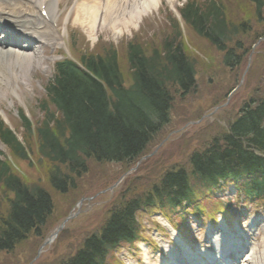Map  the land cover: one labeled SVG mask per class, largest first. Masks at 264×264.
<instances>
[{"label": "trees", "instance_id": "1", "mask_svg": "<svg viewBox=\"0 0 264 264\" xmlns=\"http://www.w3.org/2000/svg\"><path fill=\"white\" fill-rule=\"evenodd\" d=\"M254 2L261 7L264 0ZM197 9L194 14L189 11L188 23L215 43L209 32L208 19L215 12L218 27L224 31L229 29L228 20L216 2L209 0L203 9ZM172 45L173 42L166 44L164 56L160 58L155 53L154 59L143 58L142 50L137 46L130 49L128 58L138 70L135 92L124 87L115 52L83 63L99 81L72 64L59 68L52 92L61 114L57 117L53 114L48 124L39 130L41 156L49 163L57 164L47 173L53 190L65 194L74 189L77 179L86 173L88 159L100 163L111 160L133 162L154 139L160 127L167 123L171 103L167 84L175 83L185 93L191 92L195 85L193 63ZM230 54L231 61L239 64L241 58L233 57V50ZM159 58L168 59L162 71L153 66ZM148 70L152 72L150 76ZM51 122L55 128L50 127ZM52 129L65 138L64 142L54 137ZM66 133L69 136L65 137ZM2 137H7L13 153L24 157V149L16 138L9 133ZM221 137L225 145L216 141L207 151L193 156L192 164L200 181L197 185L214 187L222 178L237 179L247 174L256 177L247 185L250 194L264 197V99L244 107L230 125L229 132ZM0 184L2 196L6 192H13L15 196L9 202L5 216L0 213V250L13 251L30 233L41 235V229L52 215L53 202L44 188L22 184L2 162ZM191 187L182 172L166 175L160 184H153L144 199H133L114 211L105 226L85 239L77 254L63 264H109L108 257L114 249L140 238V224L135 212L142 205L143 208L149 205L162 208L168 203L175 209L182 200H193L195 193ZM163 196L168 197L162 199ZM156 200L159 204H155Z\"/></svg>", "mask_w": 264, "mask_h": 264}, {"label": "rangeland", "instance_id": "2", "mask_svg": "<svg viewBox=\"0 0 264 264\" xmlns=\"http://www.w3.org/2000/svg\"><path fill=\"white\" fill-rule=\"evenodd\" d=\"M197 1L203 2V0ZM217 1L225 7L229 23L240 25L242 23L241 18L250 19L249 24L244 25L246 31L236 34L233 43L230 44V46H233L236 42H242L248 49L247 53L243 49L236 50L237 54L240 55L239 57L244 58L241 65L233 70L227 68L223 64V52H219L214 46L197 38L193 32L189 31L191 36L186 38L187 42L191 44L190 46L195 47L196 51L193 53L186 51V53L196 64L197 87L192 94L190 93L183 98L180 97V92L173 93L174 101L170 124L159 132L136 160L129 163L116 160L98 163L93 159H88L86 163L87 173L77 180L75 189L63 195L54 192L47 186V177L44 174L43 167L36 164L29 167L27 163V165L19 163L23 173L22 180L25 183L37 184L35 182H38V184L45 185L50 191L54 211L42 230L41 236L31 234L13 251L9 253L0 252V264H60L67 260L75 254L85 239L105 226L113 212L124 207L128 201L143 197L151 190L153 184H160L166 175L178 171V169H183V171L190 174L192 171L190 166L192 156L195 153H203L208 150L223 132H227L230 123L240 115L244 107H249L251 100L264 99V10L260 18L255 13V6L248 0ZM175 2L176 6L182 4V0H175ZM157 12L154 11L152 13L154 17H151L149 22L146 21L150 27L146 30L142 27L141 31L135 36L138 41L146 40L144 41L145 47L151 49V51L153 47H159V42L171 32L170 22H165V9L159 20L156 18ZM150 22H156V24ZM111 25V23L104 25L103 20H101L98 31L92 34L94 39L92 44L99 39L104 43L106 41L118 43L121 70L125 75H129L124 46L127 40L137 32L140 25L131 29L129 24L127 28L120 24L124 32L120 38L117 37L115 29ZM115 35L117 38H115ZM75 36L77 37L78 33ZM154 39L155 43H153ZM85 41L89 51L82 52L81 49L86 46L85 44L81 47L78 44L74 45L78 60L83 53L101 52L108 47V43L103 45V42H99L95 45V49L91 50V43L86 39ZM66 43L70 45L68 39H66ZM197 52L198 54H196ZM51 55L52 53H47L46 57H51ZM58 55L59 53H57V57ZM40 57V66L37 65L38 63H31L29 67L24 66L25 62L15 58L0 59V70L5 79L3 84L0 85V105H5V95L9 90L12 91L16 88L15 83L19 80L32 82L33 79L37 85H40L46 77L51 75V63L48 62V59L45 60L43 56ZM211 58L215 59L213 64ZM35 65L36 69L34 68ZM21 72H23V75L16 76ZM32 88H34V84ZM23 102H26L29 109L31 107L35 119L42 117V114H39L38 105L29 96L24 94L21 104ZM7 103L13 104L10 99L7 100ZM14 106H17V103H14ZM18 137L21 140L25 138L22 130H20ZM34 145L37 147L35 141ZM0 149L2 152H8L7 148L3 146H0ZM34 156V162L37 163V153ZM116 184L117 186L114 187ZM82 198L85 199L82 206L80 209L76 208L75 205ZM221 198H226V195ZM219 199L215 198L213 200H216L215 203H217L220 202ZM229 211L236 213L237 209L232 210V207H230ZM71 212L78 215L66 224L65 229L53 242L48 245L45 244L44 242ZM253 212H255V215H259L262 211L261 209H255L251 213ZM137 218L138 220H144L145 236L148 237L149 242L154 239L153 235H155L156 230L163 234L155 224V221L160 223L158 215L140 214L139 212ZM243 223L244 226L248 224L247 221ZM194 233L200 236L201 244L204 230L200 232L195 229ZM263 237L264 228L262 227L255 243L259 254L264 253ZM204 245H201V247ZM151 248L148 250L147 256L149 255L150 259L151 257L156 258L157 256L153 253L154 248H152L153 250ZM39 249L40 253L37 257ZM134 256V253H129L128 249L124 248L117 252L115 258L119 260L123 258L129 263L128 260H134ZM114 260V258H111L110 261Z\"/></svg>", "mask_w": 264, "mask_h": 264}, {"label": "bare ground", "instance_id": "3", "mask_svg": "<svg viewBox=\"0 0 264 264\" xmlns=\"http://www.w3.org/2000/svg\"><path fill=\"white\" fill-rule=\"evenodd\" d=\"M49 1V0H47ZM98 0H85V1H80L78 7V11L79 12H84L86 15H90L93 11L97 14H93L95 15V22L98 21L99 17L101 15H105V19L111 21V23H113L114 27L118 28V24L122 23V21L126 20L125 17L127 16L132 17L134 19H140L141 15H143L144 13H146L150 8L157 6L158 1L159 0H121L124 2V5L122 4H118L119 0H106V4L105 6L103 5L102 7H95L93 4L96 3ZM51 2V1H50ZM148 3H150V6L148 5ZM109 4V7H107L106 5ZM133 6L136 7V12H134L135 8H133ZM125 7V11L126 13L115 17L114 18V13L116 11H118L117 9L123 8ZM104 8V14L103 12L99 11L100 9ZM123 9V11H124ZM143 10V11H141ZM141 11V12H140ZM22 65V64H21ZM26 67H29L27 65H24ZM22 67V66H21ZM18 75H23V72H21ZM0 79L2 80V75L0 74ZM220 233V234H218ZM225 236L228 238L229 236L227 235V233H224ZM226 237H221V232L219 230H217V233L215 235H213L210 239L212 240V242L217 243L218 245H215L216 251L218 252V255L214 254V255H206L204 254L203 256H198L193 254L192 252H190L189 248H181L179 253L176 254L172 259L175 260V262H177V264H220L219 257L222 255V253L224 252V248H222L221 245H219V243L221 242L222 239L227 240ZM242 242V241H241ZM223 243V242H222ZM229 244L227 245V252L228 251H239V249H242V245L238 242H234L229 240L228 242ZM240 248H238V246H240ZM262 245L264 246V240L262 242ZM244 248V247H243ZM240 249V251H241ZM226 253V251H225ZM172 254V253H171ZM186 259V261L184 260ZM222 260H224V257H222ZM189 262V263H187ZM242 264H264V253L259 254L257 251L256 246H253L252 248H249V252L247 254V258L245 261H242ZM154 264H170L169 261L164 260L162 261V263L158 262V263H154Z\"/></svg>", "mask_w": 264, "mask_h": 264}]
</instances>
